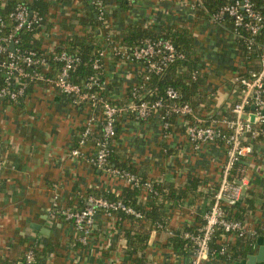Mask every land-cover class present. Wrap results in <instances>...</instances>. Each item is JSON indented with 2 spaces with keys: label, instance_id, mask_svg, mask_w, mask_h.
Masks as SVG:
<instances>
[{
  "label": "crops",
  "instance_id": "crops-1",
  "mask_svg": "<svg viewBox=\"0 0 264 264\" xmlns=\"http://www.w3.org/2000/svg\"><path fill=\"white\" fill-rule=\"evenodd\" d=\"M202 1L165 0L157 4L155 0H143L133 9L121 6L114 11L117 30L126 34L130 32L128 27L143 26L146 21H151L156 33L167 26L192 27L208 93L201 103V113L226 114L240 97L234 77L258 69L260 56L254 57L240 48L241 38L236 37L231 19L219 22L210 13L200 14ZM77 12L63 28L79 37V19L89 11L81 6ZM243 53L245 57L241 56ZM111 66L109 94L118 103L126 102L131 84L141 72L140 66L127 64L119 70L114 69L113 63ZM31 94L18 104L0 106V157L15 165V169L0 172V264H21L33 245L47 250L39 255V264H186L192 254L177 255L170 238L204 223L227 160L224 144L208 143L197 149L186 137L182 119L164 137L156 116L146 121L123 117L114 141L115 160L161 186L168 199L152 200L145 194L139 197L138 203L144 209L141 219L123 213L110 217L98 212L93 238L83 245L75 240L70 221L50 213L52 183L61 184L62 205L72 207L82 205L78 191L116 196L112 192L122 194L128 186L105 176L84 160L66 157L69 148L78 144L75 132L87 118L89 107L77 106L70 97L53 94L42 84L35 86ZM240 164L237 175L246 176L247 191L237 205L243 204L252 188L261 189L264 194L261 144ZM261 201L256 198L249 221L259 227L254 228L257 232H263V246ZM160 220L162 228L157 226ZM142 235L148 236L146 241L141 240ZM227 264L249 263L247 259Z\"/></svg>",
  "mask_w": 264,
  "mask_h": 264
},
{
  "label": "built area",
  "instance_id": "built-area-1",
  "mask_svg": "<svg viewBox=\"0 0 264 264\" xmlns=\"http://www.w3.org/2000/svg\"><path fill=\"white\" fill-rule=\"evenodd\" d=\"M7 1L0 0V8L5 7ZM32 1H18L7 16L0 13V106L20 103L32 96L33 93L28 91L32 84L34 88L42 84L53 94L59 92L70 97L77 106L89 107L91 110L87 118L75 132L78 144L69 148L66 157L84 160L105 176L119 179L127 186L134 185L148 195L158 194L153 181L116 167L111 162L118 123L125 116L143 121L156 116L161 122L164 137H167L173 132L175 122L184 120L186 137L197 149L203 144L222 142L227 156L221 182L213 192L212 205L204 215V223L196 231L181 232L180 236L194 245V253L186 264H212L211 241L217 229L223 230L226 240L256 235L257 230L248 223L227 217L225 203H237L247 183L244 174L232 178L236 165L251 156L258 144H261L264 154V43L259 68L250 70L248 75L234 77L240 97L233 102L229 112L200 115L190 103L180 102L181 94L172 86L166 88L164 96L152 99L156 96L152 77L162 75L185 57L176 44L160 36H148L129 43L124 40V34L117 30L114 11L123 3L129 8H136L143 0H50L53 7L58 9L60 23L77 15V8L85 6L102 27L94 38L96 52L91 59L93 72L81 84L71 79L72 71L82 60L79 48L70 51L61 44L68 32L58 20L52 28L46 29L43 17L31 7ZM155 1L163 4L165 0ZM211 14V18L219 22L231 19L237 38H245L244 33H247L246 44L250 53L256 37L264 32V15L255 9L251 0H232ZM150 24L151 21H146L140 26L152 31ZM36 27H42L41 33L48 43L42 50L21 49L19 32L24 28L33 30ZM112 63L116 70L123 69L127 64L140 66L141 72L131 84L126 102L118 103L109 94L108 77L113 70ZM203 70L193 71V78L203 74ZM252 106L254 109H251ZM7 169H15V165L0 157V172ZM50 188V213L70 221L75 240L83 245H88L93 238L98 212L110 217L119 213L138 219L144 217L141 210L126 203L116 192H112L116 196L111 199L108 195L78 191L82 205L72 207L62 205L59 182L52 183ZM157 226L163 227L160 223ZM36 248V245L28 248L21 264L37 263ZM224 252L225 248L221 250L222 254Z\"/></svg>",
  "mask_w": 264,
  "mask_h": 264
},
{
  "label": "trees",
  "instance_id": "trees-1",
  "mask_svg": "<svg viewBox=\"0 0 264 264\" xmlns=\"http://www.w3.org/2000/svg\"><path fill=\"white\" fill-rule=\"evenodd\" d=\"M18 1H28V0H8L6 2L5 7L0 8V13L4 16H7L14 8ZM232 0H203L201 7L199 8L200 14L214 13L218 10V8L226 3L231 2ZM254 3V7L257 11L264 15V0H251ZM123 3V2H122ZM127 7V5H124ZM31 7L40 13L43 17L44 25L46 29L52 28L53 24L56 20L60 19L58 16V9L53 7V4L50 0H33L31 3ZM115 13H113V18L115 19ZM64 20L60 24L64 25V28H67V25L70 24L71 19ZM78 25H81V28L78 30L81 32V36L78 37L76 34H68L67 39L61 40L60 43L66 45L67 49L70 51H75L79 48V52L81 54V62L80 64L72 71L71 79L73 82L81 84L86 81L89 76L92 74L93 69L91 65V59L95 56L96 52V44L94 38L98 33V29H102V27L97 22L95 16L88 12L86 15L82 16L79 19ZM127 31L129 33L124 34V40L132 43L134 41H138L144 37L152 36H160L164 38L171 39L177 46L178 51L183 54L184 59L178 60L175 64L171 65L169 69L163 73L162 75H154L152 77V85L156 89V96L152 99H156L159 96H164L165 90L167 87L172 86L176 88L180 94L181 99L180 102L190 103L196 111L201 115V103H203L208 96V93L205 91L206 85V77L203 74L198 75L195 79L193 78V71L203 69L201 65V56L200 53L197 52V44L194 39L192 27L188 25L181 26H167L162 29L161 32L156 33L155 31L145 30L142 26L139 27H128ZM42 27H36L33 30L24 28L19 32L20 43L19 47L21 49L33 48L37 50H42L43 47L47 44L43 34L41 33ZM245 38H241L240 40V48L244 50L245 53L250 54L254 57L260 56L261 47L264 43V32L256 37V42L253 46V50L251 53L247 49L246 39L249 35L244 33ZM246 54H241V56L245 57ZM186 69L181 71L182 69ZM132 87V86H131ZM130 87V89H131ZM33 84L30 86L28 91H32ZM129 89V90H130ZM119 133V129H118ZM117 133V136H118ZM116 136V138H117ZM111 162L116 167H120L123 169L129 170V168H125L120 164L119 161L115 160V155H112ZM241 164L238 163L236 165V169L233 170L234 178L238 172L237 168ZM134 171V169H132ZM239 176V175H238ZM240 177V176H239ZM155 189L158 194L150 193L149 196L152 200H159L164 197L168 199L167 192L161 188V186L155 183ZM148 195L140 188L135 187L134 185L128 186L124 189L121 194V198L128 204L136 207L141 210L144 214V209L139 205V197L142 195ZM107 196V194H102ZM180 195H184V193H180ZM109 196V195H108ZM111 199H114L115 196L110 195ZM256 198L262 200L261 204L264 205V194L261 189L252 188L247 192V195L243 201V204L237 205L236 203L228 204L225 203L227 217L235 220H240L249 224L252 228H259L258 226L251 224L250 220V210L254 209L256 204ZM150 205H155L154 202H151ZM164 205V203H163ZM162 205V207H163ZM124 214V213H123ZM127 215V214H126ZM134 216H132L133 218ZM135 218V217H134ZM133 218V219H134ZM137 219V218H135ZM250 220V221H249ZM162 224V220H160ZM197 226H190L186 228L190 231H196ZM263 232L259 231L256 235H246L240 238H232L226 240L223 236L224 232L221 229H217L215 235L211 241V251L213 252L210 256L212 263H231L237 261H245L248 259L250 255L255 254L260 245V237ZM148 236L142 235L141 240L146 241ZM227 237V236H226ZM170 243L174 247V251L177 255H189L194 253V245L189 240L180 235H175L173 238H170ZM225 248V252L222 254L221 250ZM46 249L38 250L36 248L37 255V263L39 264L40 259L39 255L41 253H46ZM25 255V254H24ZM24 258V256H23ZM5 264V263H1Z\"/></svg>",
  "mask_w": 264,
  "mask_h": 264
},
{
  "label": "water",
  "instance_id": "water-1",
  "mask_svg": "<svg viewBox=\"0 0 264 264\" xmlns=\"http://www.w3.org/2000/svg\"><path fill=\"white\" fill-rule=\"evenodd\" d=\"M251 109H254V106H252ZM251 118H252V120H254V116H252ZM239 183L241 184L240 181H239ZM246 191H247V186L244 185L242 197L245 196ZM38 228H39V226L36 227V229H38ZM263 261H264V245L259 248V251L257 254L250 255L248 258L249 264H256L257 262H263Z\"/></svg>",
  "mask_w": 264,
  "mask_h": 264
}]
</instances>
